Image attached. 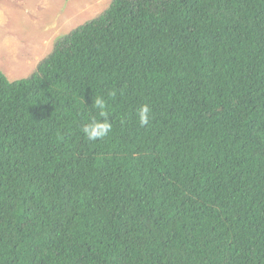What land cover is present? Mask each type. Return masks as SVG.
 Here are the masks:
<instances>
[{
	"label": "trees",
	"instance_id": "16d2710c",
	"mask_svg": "<svg viewBox=\"0 0 264 264\" xmlns=\"http://www.w3.org/2000/svg\"><path fill=\"white\" fill-rule=\"evenodd\" d=\"M0 264H264V0H111L0 72Z\"/></svg>",
	"mask_w": 264,
	"mask_h": 264
},
{
	"label": "rangeland",
	"instance_id": "374dc122",
	"mask_svg": "<svg viewBox=\"0 0 264 264\" xmlns=\"http://www.w3.org/2000/svg\"><path fill=\"white\" fill-rule=\"evenodd\" d=\"M111 0H0V72L28 77L58 38L97 17Z\"/></svg>",
	"mask_w": 264,
	"mask_h": 264
},
{
	"label": "clouds",
	"instance_id": "9594fccd",
	"mask_svg": "<svg viewBox=\"0 0 264 264\" xmlns=\"http://www.w3.org/2000/svg\"><path fill=\"white\" fill-rule=\"evenodd\" d=\"M114 94V93H113ZM96 110H99V115L103 119H92L88 123L84 124L81 131L83 135L89 141H98L106 138L112 131V124L106 118V112L104 111L106 105L103 98H96L92 104ZM150 107L147 104L141 105L137 110V118L141 127L149 124L150 120Z\"/></svg>",
	"mask_w": 264,
	"mask_h": 264
}]
</instances>
